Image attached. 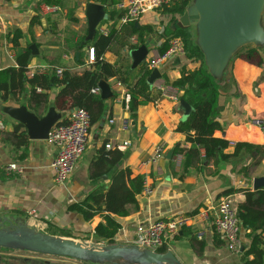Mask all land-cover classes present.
I'll list each match as a JSON object with an SVG mask.
<instances>
[{
  "label": "crops",
  "instance_id": "crops-1",
  "mask_svg": "<svg viewBox=\"0 0 264 264\" xmlns=\"http://www.w3.org/2000/svg\"><path fill=\"white\" fill-rule=\"evenodd\" d=\"M39 1L0 0V70L16 66L17 55L33 44L37 47V54L33 56V72H38L42 67L57 66L74 73L88 69L87 51L85 48L81 50L79 43L88 35V28L84 27V23L88 25L86 9L91 2L84 0L82 8L76 5L82 0H64L59 14L63 18L53 19L56 16L45 18L40 15ZM69 10L83 21L70 23L67 19ZM105 11L107 12L106 7ZM35 18L40 23L29 32V25ZM171 18L163 14L162 10H157L137 22L138 27H156V33L147 41L148 55L144 61L159 52L158 48L164 41L162 35L165 26ZM101 24L99 28L109 25L120 28L118 20L103 27ZM15 30H21L24 34L19 47H13L6 38L9 32ZM256 47L260 48L264 62V44ZM106 59L113 62L116 57L109 53ZM183 67L194 70L198 64L188 62L185 57L172 58L158 71L169 85L180 78ZM47 72L48 70L43 73ZM135 76L136 72L132 73L131 79ZM216 80L221 87L219 122L223 131L215 132L214 136L230 143L225 154L233 153L235 145L240 143L250 144L256 149L243 151L240 157L221 161L219 164L208 161L204 151L200 150L197 169H186L182 157L174 153L177 146L190 148L186 144V135L177 131L178 125L184 121L185 113L181 106V93L177 101L164 96L156 103L139 108L137 118L133 119L124 105L123 90L117 88L116 79H111L105 82L110 86L113 97L105 100V112L92 125L87 150L65 186H58L54 181L51 165L56 158L55 147L48 144L47 140L29 139L27 157L21 160L19 155L24 149L16 151L14 141L9 136L13 125L18 122L8 116L4 109L25 106L33 112L28 106L29 95L19 98V101L10 99L7 103H3L0 96V123L4 125V130H0V217L8 218L14 223L27 224L46 234H51L54 230L70 231L71 237H61L97 246L94 242V230L103 219L99 217L92 222H85L81 215L70 212L69 207L84 201L93 192H106L114 173L130 168L132 177L147 178L154 193L149 197L141 195L137 207H128V217L117 218L121 229L115 238V244L129 246L140 225L178 215L194 216L205 208H215L224 198L220 197L221 194L230 189L256 191L254 181L264 178V130L252 124V121H264V63L259 67L234 56L224 73ZM157 81L158 78L153 86ZM54 94L56 91L51 93L52 99ZM99 95L101 96L100 93ZM126 104L128 105L127 102ZM51 108H54L53 104ZM71 112L72 110L60 112V122L68 119ZM110 119L115 124H110ZM126 120L130 122V130L125 132L122 125ZM124 142H130V146L123 151V160L109 173L106 171L108 161L100 164L102 152L117 149ZM107 145L112 148L108 149ZM157 145L165 147L164 159L158 165L144 166L142 163L150 158ZM11 164H16L21 173L6 171ZM229 197L238 209L246 202L244 193H235ZM31 212H35V215L31 216ZM199 230H205L203 239L197 238ZM242 239L244 247H247L249 240L245 238L244 228ZM165 248L164 253L172 252L180 264H244L241 256L231 252L224 240L216 238L212 225L205 224L199 217L194 218L192 229L180 231L167 242ZM67 259L0 249V264H71Z\"/></svg>",
  "mask_w": 264,
  "mask_h": 264
},
{
  "label": "trees",
  "instance_id": "trees-1",
  "mask_svg": "<svg viewBox=\"0 0 264 264\" xmlns=\"http://www.w3.org/2000/svg\"><path fill=\"white\" fill-rule=\"evenodd\" d=\"M64 0H40L41 4L56 5L62 8ZM99 2L105 5L109 20L101 24V27L109 25L110 22L119 20L124 11L117 9L122 0H86ZM193 0H174L169 6L160 10L163 14L171 16L168 25L165 26L162 35L164 41L158 48L160 53H165L170 42L179 38L185 46V59L188 62L198 64L194 70L182 68L181 76L171 85L180 93V100L188 103L192 112L186 121H182L177 131L186 135V144L189 149L177 146L175 155H182L185 168H196L199 163L201 151L205 153L208 161L219 164L221 161H229L240 157L243 151L250 152L256 147L240 143L235 145L231 154H225L230 143L222 138H216L215 132L223 131L219 122L221 87L215 77L211 75L206 67L205 56L197 43L194 27L179 28L178 22ZM59 15V14H58ZM139 21V20H138ZM137 21V22H138ZM264 21V20H263ZM40 23L37 18L29 25V32ZM100 27V26H99ZM109 34H103L99 30L92 41L86 42L87 35L79 43V48L86 51L94 48L96 61L81 73H74L63 68L59 76L56 69H49L47 73H36L29 77L30 68L34 64V58L30 47H26L16 57V66L0 70V96L3 103L10 99L19 101V98L29 95L28 106L39 117H44L48 110L53 107L59 112L71 111L77 108L85 109L91 116V124L98 122L105 112L106 101L100 95L93 94V90L99 88L103 81L116 79L118 83L127 87L130 95L128 105L125 100L129 114L133 119L137 118L139 108L150 103L158 102L163 94L161 91L149 84L151 70L147 61H143L137 68L132 67V53L142 46H146L148 39L156 33V27L152 25L136 26V22L126 24L119 29L109 25ZM24 34L21 30H15L7 34V41L13 47H19ZM136 38L138 44L131 42ZM112 53L116 59L109 61L106 55ZM83 58V54L82 57ZM235 58L242 59L256 66H263V58L260 48L254 45L243 47ZM58 67V66H57ZM136 72L134 79L132 73ZM56 91L54 99L51 93ZM68 120L64 119L62 123ZM9 136L12 137L16 151H21L19 159L27 157L30 140L27 130L21 124H14ZM101 155V154H100ZM124 154L118 149L103 151L99 159L100 164L109 163V169L113 171L123 160ZM104 171V172H106ZM103 172V173H104ZM102 174V173H101ZM130 168L117 170L111 180V185L106 192L97 191L90 194L84 201L70 205L69 211L78 213L85 222H92L96 218H102L94 230V242L97 244H115V238L121 229L117 218H126L130 215L129 206H138L139 198L144 189V179L141 176L132 177ZM235 193H244L246 202L239 207L242 227L245 229V238L249 245L244 247L240 254L244 264H264V188L252 191L251 189H230L221 194L220 197H228ZM50 235L71 237L70 231L54 230ZM216 238H219L216 235ZM165 246L160 250L165 252ZM6 250V249H3Z\"/></svg>",
  "mask_w": 264,
  "mask_h": 264
},
{
  "label": "water",
  "instance_id": "water-1",
  "mask_svg": "<svg viewBox=\"0 0 264 264\" xmlns=\"http://www.w3.org/2000/svg\"><path fill=\"white\" fill-rule=\"evenodd\" d=\"M88 35L92 41L102 22L109 20L105 7L91 2L87 5ZM264 0H193L185 14L180 17L178 27L197 29L198 45L205 56L206 67L217 78L226 70L230 60L245 46L264 44ZM136 26L138 23L136 22ZM33 56L37 54L36 45H31ZM148 50L142 46L132 53L133 68H137L147 57ZM160 79L158 70L152 72L149 84ZM101 98L113 97L110 86L99 84ZM186 121L193 108L181 101ZM4 112L23 125L30 140H47L51 130L60 123L62 114L50 108L40 118L27 107H6ZM264 188V178L254 181V189ZM0 249L19 250L44 256L68 258L81 262L98 264H180L172 252L155 253L140 250L133 246L78 242L73 239L54 236L37 231L23 223H14L0 217ZM244 251L241 249L240 254ZM239 254V255H240Z\"/></svg>",
  "mask_w": 264,
  "mask_h": 264
},
{
  "label": "built area",
  "instance_id": "built-area-1",
  "mask_svg": "<svg viewBox=\"0 0 264 264\" xmlns=\"http://www.w3.org/2000/svg\"><path fill=\"white\" fill-rule=\"evenodd\" d=\"M174 0H122L117 6V9L124 11V15L118 20L119 27L126 24L137 22L143 16L160 10L169 6ZM62 12V8L56 5L41 4L40 15L45 18H52ZM103 34H109L110 28L108 26L100 28ZM133 44H138L136 38H132ZM87 64L92 65L96 61V53L94 48L87 50ZM185 46L181 39L174 38L170 42V47L165 53L156 52L151 58L147 60L148 68L151 72L159 70L168 60L172 58H184ZM49 69H56L57 74L60 76L63 72V67H42L38 72H33L32 67L29 71V77L36 73H43ZM161 91L163 97L166 96L172 101L179 100L180 91L167 84L162 77L153 86ZM118 89H122V94L128 103L130 95L128 89L121 83L117 84ZM93 94L99 95V88L94 89ZM66 123L57 124L50 132L47 139L48 144L55 147L57 150L56 158L52 162L51 168L54 172V181L58 186H65L70 177L75 172L78 162L87 150L90 135L92 130L91 116L85 109L77 108L72 110L70 117ZM110 124H115L113 119L109 120ZM252 124L259 126L264 130V121L261 119H254ZM0 130H4V125L0 123ZM123 131L130 130V122L124 121L122 125ZM130 146V142L119 144L117 149L119 151H126ZM111 149V145L106 146ZM165 147L157 145L150 158L146 160L145 165L155 166L164 159ZM182 157V155H179ZM183 158V157H182ZM8 172L21 173V169L16 164H11L6 168ZM144 179L143 196H152L154 190L151 184L148 183L147 178ZM35 212H31L34 216ZM199 217L205 224H211L215 234L225 241L228 249L234 254H240L241 249L244 247L242 239L243 227L240 219L239 209L233 203L231 197H224L220 200L215 208H205L197 215H178L168 219H160L154 222L140 225L136 228L135 237L129 243V246L137 247L140 250H149L155 253L167 244V242L184 229H192L194 218ZM198 239H203L205 230H199L196 233Z\"/></svg>",
  "mask_w": 264,
  "mask_h": 264
},
{
  "label": "rangeland",
  "instance_id": "rangeland-1",
  "mask_svg": "<svg viewBox=\"0 0 264 264\" xmlns=\"http://www.w3.org/2000/svg\"><path fill=\"white\" fill-rule=\"evenodd\" d=\"M79 1V0H78ZM84 0H82V2L81 3H77L76 5H80V6H82V8H84V5H83V2ZM75 10V9H74ZM54 17V16H53ZM61 18H63V17H61V15H58V16H56V18H53V19H61ZM67 19H68V21L70 22V23H72V24H74V23H77L79 20L81 21H83V19L82 18H79V17H77L76 15H75V13L74 12H72L71 10H69V14L67 15ZM263 20H264V17H263ZM263 24H264V21H263ZM87 24L86 23H84V27L87 29L88 28V25L86 26ZM194 32H195V34H196V38H197V42H198V36H197V29L196 28H194ZM134 61V59H133V57H132V62ZM37 230V229H36ZM38 231V230H37ZM43 233V232H42ZM101 244V243H100ZM98 245L97 244V246H101V245ZM54 258H57V257H54ZM67 261L68 262H70L71 264L73 263V264H98V263H93V262H81V261H76V260H73V259H67ZM106 264V263H105Z\"/></svg>",
  "mask_w": 264,
  "mask_h": 264
}]
</instances>
